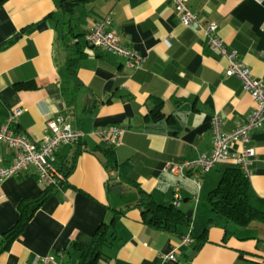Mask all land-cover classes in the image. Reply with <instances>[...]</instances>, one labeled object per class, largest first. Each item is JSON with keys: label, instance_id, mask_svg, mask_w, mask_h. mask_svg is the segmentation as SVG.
<instances>
[{"label": "crops", "instance_id": "obj_1", "mask_svg": "<svg viewBox=\"0 0 264 264\" xmlns=\"http://www.w3.org/2000/svg\"><path fill=\"white\" fill-rule=\"evenodd\" d=\"M185 1L204 26L218 25V37L238 52L255 79L263 80L264 0ZM60 4L0 0V127L21 109L13 130L38 144L59 116L84 134L57 151V169L73 166L58 187L40 184L33 168L0 185V264H39L47 255H55L59 264H81L99 226L134 200L135 184L160 201L179 196V207L192 211L191 227L158 230L144 223L138 209H130L115 225L101 263L264 264V240L257 236L264 229L254 234L236 229L226 237L208 194L202 196L233 162L216 165L200 190L191 174L178 178L163 170L169 162L211 153L213 116L230 133L253 111L254 100L241 81L226 74L228 60L209 49L197 25L181 24L170 0ZM106 17L122 43L143 59L140 69L85 43V35ZM71 55L80 57L75 68L82 86L64 94L59 68ZM110 127L124 130L122 145L113 148L115 170L106 167L99 150L107 147L100 133ZM250 145L256 151L250 188L264 200V128L252 133ZM0 156L7 167L16 152L0 144ZM17 227L3 250L5 235ZM180 233L191 234L193 244L182 247L176 261L163 260L182 245Z\"/></svg>", "mask_w": 264, "mask_h": 264}, {"label": "built area", "instance_id": "obj_2", "mask_svg": "<svg viewBox=\"0 0 264 264\" xmlns=\"http://www.w3.org/2000/svg\"><path fill=\"white\" fill-rule=\"evenodd\" d=\"M182 25L191 28L193 25L203 31L207 37V46L212 51H217L229 62L228 77L238 78L243 89L251 95L255 107L245 123L232 132H225L222 119L215 115L212 118L213 148L210 154H200L197 160L179 163L169 162L164 166V171L175 177H185L194 172V184L200 190L201 177L209 173L219 163L233 162L243 175L250 179L253 176L256 151L250 145L251 135L264 128V79L259 81L253 77L250 70L239 61V54L227 48L218 37V25L214 22L204 26L196 13L187 5L185 0H170ZM112 19L106 17L94 24L86 34L85 40L91 47L105 51L111 55L126 60L127 66L140 69L143 59L132 49L125 46L120 38L111 30ZM21 109L13 111L6 123L0 127V144L16 152L12 163L4 167L0 156V185L11 178L20 177L29 168H33L40 184L46 187H58L63 180L56 168V154L62 146L77 144L84 136L83 133L73 128L62 116L48 123V135L42 144H38L26 136L17 134L13 130L17 119L22 114ZM124 130L120 127H110L101 131L100 138L107 147L115 148L122 145ZM115 176L114 171L110 173ZM179 200V196H175ZM179 206V203H176ZM193 244L190 234L183 237L182 245L175 248L169 255H164L163 260L176 261L177 254L184 246ZM39 264H59L55 255H47L40 259Z\"/></svg>", "mask_w": 264, "mask_h": 264}, {"label": "trees", "instance_id": "obj_3", "mask_svg": "<svg viewBox=\"0 0 264 264\" xmlns=\"http://www.w3.org/2000/svg\"><path fill=\"white\" fill-rule=\"evenodd\" d=\"M67 1L68 0H61V8H65L64 5ZM80 1L84 2L85 0H74V5H79ZM85 43L87 44L86 40ZM77 46L79 45L77 44ZM78 53H82L81 49L78 50ZM79 60L80 57L72 55L67 56L66 65L59 68L60 83L64 94H69L73 89L75 90L82 86L75 68L76 63ZM160 107L161 106L159 105V108ZM159 114L160 111L157 110L155 115H158L157 117H159ZM99 150L105 158L106 167L115 170L118 167V164L114 149L110 147H99ZM94 153H96V151ZM215 167L212 170H214ZM72 168L73 166L67 170H57L63 178H66L69 176ZM211 171L202 175V184L203 179L209 175ZM188 174L194 176V172ZM249 180L250 179H247L238 167L230 166L221 174L217 185L208 192V205L215 217L222 220V226L225 230L226 237L235 234L232 230L236 229L240 231H250L249 233L254 234L258 229L257 226L264 225V200L254 195L251 191ZM131 190L135 191L136 194L134 200L129 201L124 209L113 210V215L109 222L103 223L99 226L93 242L86 247L87 249L84 252L81 264H103L101 263V260H103L104 257V249L110 246L114 227L120 217L125 216L126 212L130 209H138L142 214L144 223L158 230L175 231L180 225H184L187 228L191 227L192 216L188 217V212H185L176 205L178 202L177 199L173 198L168 202L164 200L160 201L152 194L143 191L136 184ZM213 221L214 220L212 219L209 222V225L212 224ZM19 228L20 227H17L5 235L3 250H5L13 241ZM180 235L184 237L187 234L184 235L180 233ZM202 237L203 234L199 239H202Z\"/></svg>", "mask_w": 264, "mask_h": 264}, {"label": "rangeland", "instance_id": "obj_4", "mask_svg": "<svg viewBox=\"0 0 264 264\" xmlns=\"http://www.w3.org/2000/svg\"><path fill=\"white\" fill-rule=\"evenodd\" d=\"M208 191L206 190V189H204V191H203V194H202V196L204 197L205 195H207L208 193H207ZM116 195L117 196H120V194L119 193H116ZM194 206H196V203H194ZM258 228H261V229H264V225H261V226H257ZM257 236L258 237H261L263 240H264V233H258L257 234Z\"/></svg>", "mask_w": 264, "mask_h": 264}, {"label": "water", "instance_id": "obj_5", "mask_svg": "<svg viewBox=\"0 0 264 264\" xmlns=\"http://www.w3.org/2000/svg\"><path fill=\"white\" fill-rule=\"evenodd\" d=\"M67 5H70L71 7H73L74 3L73 2H66L65 7ZM113 192H121V189L120 188H114ZM187 215H188V217H190L192 215V211H189Z\"/></svg>", "mask_w": 264, "mask_h": 264}]
</instances>
